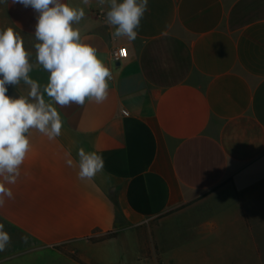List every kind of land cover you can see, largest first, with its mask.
Listing matches in <instances>:
<instances>
[{
    "label": "crops",
    "instance_id": "0c3cea01",
    "mask_svg": "<svg viewBox=\"0 0 264 264\" xmlns=\"http://www.w3.org/2000/svg\"><path fill=\"white\" fill-rule=\"evenodd\" d=\"M63 2L85 10L74 27L111 71L108 96L59 107L44 94L63 127L26 133L13 196L0 197V264H264V0H148L133 42L112 37L108 0ZM36 17L0 3L43 90ZM80 148L104 158L92 180L78 177Z\"/></svg>",
    "mask_w": 264,
    "mask_h": 264
},
{
    "label": "clouds",
    "instance_id": "9594fccd",
    "mask_svg": "<svg viewBox=\"0 0 264 264\" xmlns=\"http://www.w3.org/2000/svg\"><path fill=\"white\" fill-rule=\"evenodd\" d=\"M37 13L34 37L36 61L50 73L41 90L40 84L29 75L36 66L30 63L25 43L12 27L0 28V197L12 198L5 184H15L20 166L30 148L26 135L30 129L54 139L61 134L63 121L56 106H83L86 99L102 103L108 96L110 69L99 58L97 50L82 41L74 27L85 17L82 7L70 6L63 0H12ZM90 0H83L88 5ZM103 6L106 0H98ZM8 3V0H0ZM106 24L113 26L114 39L136 40L137 29L148 9V0H108ZM23 81L29 87L27 96L10 97L6 85L17 86ZM44 94L52 102H46ZM78 177L92 180L104 171V158L95 151L78 149ZM69 159L67 164L71 166ZM4 200L0 198V206ZM10 234L0 223V251L10 243Z\"/></svg>",
    "mask_w": 264,
    "mask_h": 264
},
{
    "label": "built area",
    "instance_id": "2783aa9c",
    "mask_svg": "<svg viewBox=\"0 0 264 264\" xmlns=\"http://www.w3.org/2000/svg\"><path fill=\"white\" fill-rule=\"evenodd\" d=\"M128 57V50L126 47H117L112 52L113 61L120 63Z\"/></svg>",
    "mask_w": 264,
    "mask_h": 264
}]
</instances>
